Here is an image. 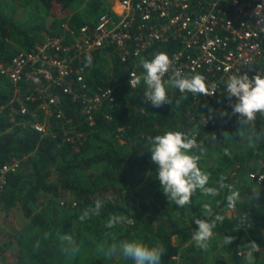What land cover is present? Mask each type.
Wrapping results in <instances>:
<instances>
[{"label": "trees", "instance_id": "1", "mask_svg": "<svg viewBox=\"0 0 264 264\" xmlns=\"http://www.w3.org/2000/svg\"><path fill=\"white\" fill-rule=\"evenodd\" d=\"M76 1L0 0V63L9 64L21 50L34 51L48 37L62 33L64 23L70 30L93 23L105 9L106 0H89L84 10L74 11ZM19 7L29 8L25 22L16 15ZM178 47L176 42L156 44L143 55L139 71L143 60L158 52L169 56ZM91 57L86 83L92 90L114 86L117 107L109 110L110 118L99 112L90 125L80 105L64 95L66 116L84 135L77 145L64 139L62 120L51 117L46 134L19 124L22 115L16 113L11 120L14 85L0 73V171L5 163L20 160L0 190V264H134L119 251L110 252L113 244L118 247L120 241L132 239L163 247L161 264H264V184L247 180L249 171L264 161V115L241 124L238 114L226 110L228 94L205 99L177 88L171 104L153 107L144 98L143 82L134 89L126 82L135 61L122 62L111 48ZM25 80L19 84L25 85ZM21 96L26 97L23 88ZM25 104L38 111L37 102ZM166 131L191 138L196 134L198 147L190 154L200 156V168L208 160L203 156L218 154L207 168L209 187L218 188L221 178L232 189L245 186L240 211L251 213L247 231L224 217L219 236L210 239L206 249L196 246L195 220L206 218L201 199H207L214 214H221L230 191L226 187L212 197L197 190L183 208L169 202L149 152V138ZM98 200L102 207L96 211ZM86 210L92 211L81 220ZM112 216L121 222L109 228ZM226 236L235 237L232 244L223 243ZM252 241L260 250L248 261Z\"/></svg>", "mask_w": 264, "mask_h": 264}, {"label": "built area", "instance_id": "2", "mask_svg": "<svg viewBox=\"0 0 264 264\" xmlns=\"http://www.w3.org/2000/svg\"><path fill=\"white\" fill-rule=\"evenodd\" d=\"M261 3L264 0H115L97 14L93 23L78 30H70L64 23L62 33L48 37L34 51L21 50L9 64L0 63V73L15 89L9 104L11 120L17 113L22 115L19 124L46 134L54 117L63 121L67 142L82 143L83 132L66 116L62 97L68 95L78 103L90 125L99 112L110 118L109 110L117 107L115 87L99 85L92 90L86 83L83 65L88 55L110 48L122 62L135 61L126 79L129 84L133 73L143 74L139 62L147 50L156 44L176 42L178 49L169 55L173 66L186 76L205 77L209 92L214 93L204 95L205 99L228 94L226 82L231 75L264 76V27L253 14ZM170 76L168 73L164 79ZM23 78L25 85H20ZM22 88L25 98L21 96ZM173 89L167 88L168 98L174 94ZM26 100L37 102L38 111H31ZM236 102L235 97L229 98L226 110L231 113ZM19 162L15 159L3 165L0 190L6 185V174L16 170ZM247 176L257 185L264 184V161ZM241 220L243 228L252 226L249 211Z\"/></svg>", "mask_w": 264, "mask_h": 264}, {"label": "clouds", "instance_id": "3", "mask_svg": "<svg viewBox=\"0 0 264 264\" xmlns=\"http://www.w3.org/2000/svg\"><path fill=\"white\" fill-rule=\"evenodd\" d=\"M253 14L259 17L258 24L264 27V3L257 4ZM85 67L92 65V57L88 55ZM143 74L133 73L130 76L129 84L134 89L141 84L145 86L144 98L150 101L153 107L159 108L164 104H171L168 98L167 88H177L181 93L190 92L194 95H212L205 82V77L201 74L186 76L182 70L173 66L171 59L164 52H158L151 60L141 62ZM171 73L169 79L165 80L166 74ZM226 88L228 97H235L237 102L232 106L233 114H238L241 124L253 123L257 114L264 115V76L255 75L249 78L247 74L231 75ZM224 115V113H221ZM151 145L149 152L151 160L158 165L157 178L160 181L163 194L169 202L183 208L191 204L193 194L199 190L206 196L215 197L219 191L228 188L230 194L226 197L227 207H235L240 198V193L232 189L231 185L223 183V178L219 187H209L210 176L198 166L200 156L190 154L191 150L198 147L194 138L181 131H166L163 135H156L149 138ZM227 153V149L225 150ZM102 207L98 200L95 203V210ZM205 219L195 220L197 226L192 239L196 246L201 249L208 247V241L214 235V229L218 222H223L224 216L214 214L208 203L203 205ZM86 210L80 217L83 220L89 215ZM120 217L112 216L107 227H114L120 223ZM71 240V237H65ZM235 240L234 236H226L223 243L230 245ZM249 251L246 259L251 261L253 253L259 251V246L255 241L248 243ZM119 251L124 258L131 259L134 264H161V257L164 248L161 246H150L139 239L122 240L117 247L113 244L110 248L111 253Z\"/></svg>", "mask_w": 264, "mask_h": 264}, {"label": "rangeland", "instance_id": "4", "mask_svg": "<svg viewBox=\"0 0 264 264\" xmlns=\"http://www.w3.org/2000/svg\"><path fill=\"white\" fill-rule=\"evenodd\" d=\"M115 0H106V2H105V8H107V7H109L110 5H111V3L112 2H114ZM88 2H89V0H77L76 2H75V5H74V7H73V9H74V11L76 10V11H82V10H84V8L86 7V5L88 4ZM11 7H7V12H9V9H10ZM28 11H29V8H26V9H24L23 7H19L18 8V10H17V12H16V15H17V17L18 16H21V21H23V22H25L26 20H27V18H28ZM205 149V148H204ZM237 150H239V147H238V149ZM209 155V157L208 156H203V158L204 159H208V160H206V161H203V162H201V166H202V168H201V170H203L204 172H206V173H208V167L210 166V165H212L213 164V162L217 159V157H218V154L216 153V152H213V151H210V153L208 154ZM247 180L249 181V182H251L249 179H248V177H247ZM244 189H245V186L243 185H240V186H236L235 188H233V190H235V191H238L239 193H240V198H239V200L237 201V203H236V205H235V207L234 208H232V209H229L228 207L226 208V209H224L223 211H221V214H219V215H223L224 217H226V218H231L234 222H235V225H236V227L237 228H241V229H244V230H248V228H243V224H242V216L247 212L246 210H244V211H240V205H241V202H242V198H241V192L242 191H244ZM207 199L205 198V197H203L202 199H201V201H202V205H204L205 203H207V201H206ZM209 205H210V203H208ZM220 222H218L217 223V227L213 230L214 231V235L212 236V238H211V240H213V239H216V237H218L219 236V234L217 233V230H218V228L220 227ZM178 243V242H177Z\"/></svg>", "mask_w": 264, "mask_h": 264}, {"label": "crops", "instance_id": "5", "mask_svg": "<svg viewBox=\"0 0 264 264\" xmlns=\"http://www.w3.org/2000/svg\"><path fill=\"white\" fill-rule=\"evenodd\" d=\"M15 90V89H14ZM14 95H15V91H14ZM14 95H13V97H14Z\"/></svg>", "mask_w": 264, "mask_h": 264}]
</instances>
